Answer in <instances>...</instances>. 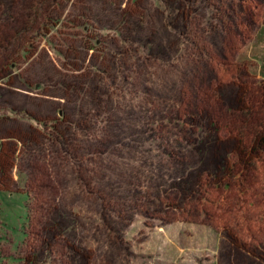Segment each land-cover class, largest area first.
<instances>
[{"label": "rangeland", "instance_id": "obj_1", "mask_svg": "<svg viewBox=\"0 0 264 264\" xmlns=\"http://www.w3.org/2000/svg\"><path fill=\"white\" fill-rule=\"evenodd\" d=\"M63 1L0 0V264H264L211 182L264 104V0Z\"/></svg>", "mask_w": 264, "mask_h": 264}, {"label": "trees", "instance_id": "obj_2", "mask_svg": "<svg viewBox=\"0 0 264 264\" xmlns=\"http://www.w3.org/2000/svg\"><path fill=\"white\" fill-rule=\"evenodd\" d=\"M54 1L58 4L60 0ZM153 1L157 3V1L160 0ZM44 4L47 5L48 2L45 1ZM167 7L166 4V8ZM83 29L88 28L83 26ZM0 36H2L1 33ZM11 62L12 61H8V64L10 65ZM259 88L260 91H264V82L260 83ZM256 94L257 92L253 93L255 96ZM249 97V101H247L248 105L242 107L241 100L236 107L240 114L239 120L243 121L242 129H244V132H241L238 138L241 158L238 157V160L232 164L230 169L213 171L212 173H214V175L212 176L211 182L219 191L230 194V196L240 197L239 199H242L243 210L246 208L244 206L246 201L243 200H250L252 201L251 204L253 202H258L261 207L259 208L260 215L257 221L262 223L264 222V104L255 103L256 101L254 102L253 97ZM6 119L9 118L7 117ZM195 187L196 186L192 185V182L189 180L185 181L181 186L182 195L193 194L194 191L192 189L196 190L194 192L195 195L196 193L200 195L201 190L198 187L195 189ZM245 210H247V208ZM247 224L249 223H245L247 229L244 227V232L248 235L246 238L250 240L252 236L250 235V227H248ZM225 231H228V229H225ZM232 236L233 235H230L231 241L233 243L237 242L235 239L236 237ZM239 246L243 249L246 248V246L241 243ZM256 250L263 252L262 246H256ZM76 259L79 261V258L75 257V260Z\"/></svg>", "mask_w": 264, "mask_h": 264}]
</instances>
